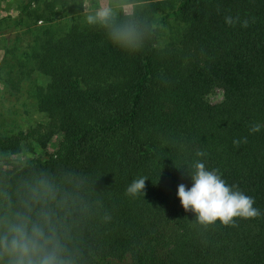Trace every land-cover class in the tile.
<instances>
[{"label": "trees", "instance_id": "obj_1", "mask_svg": "<svg viewBox=\"0 0 264 264\" xmlns=\"http://www.w3.org/2000/svg\"><path fill=\"white\" fill-rule=\"evenodd\" d=\"M4 1L15 14L0 13V37H27L3 45L1 90L40 119L0 118V189L47 172L99 201L80 226L83 264H264V0H137L153 32L134 53L87 24L84 0ZM197 161L260 215L197 224L177 196ZM141 177L144 196L127 195Z\"/></svg>", "mask_w": 264, "mask_h": 264}, {"label": "clouds", "instance_id": "obj_2", "mask_svg": "<svg viewBox=\"0 0 264 264\" xmlns=\"http://www.w3.org/2000/svg\"><path fill=\"white\" fill-rule=\"evenodd\" d=\"M139 7L137 0H101L99 7L86 16V22L103 29L115 46L134 53L144 47L153 32L150 20L138 11ZM237 22L239 17H225L228 25ZM248 23L244 20L242 26ZM261 127L254 124L250 131L258 132ZM241 142L246 143V138L233 141L237 146ZM196 155L205 153L197 151ZM192 167L194 171H186L192 186L179 184L177 196L182 208L195 214L197 224L206 228L219 221L234 226L235 218L260 215L253 207L254 199L227 185L218 170H208L199 161ZM146 180H134L126 194L144 196ZM66 183L72 181L40 172L26 180L15 194L6 187L0 189V264H83L85 248L80 226L99 214L101 205L67 191ZM110 219L105 213L103 220Z\"/></svg>", "mask_w": 264, "mask_h": 264}, {"label": "rangeland", "instance_id": "obj_3", "mask_svg": "<svg viewBox=\"0 0 264 264\" xmlns=\"http://www.w3.org/2000/svg\"><path fill=\"white\" fill-rule=\"evenodd\" d=\"M101 0H84L83 4V11L86 13V16L93 12L97 7H99ZM5 5V7H4ZM0 8L3 10L0 13L9 12L11 15L15 14V9H11L6 7V3L4 0H0ZM7 10V11H5ZM9 34L5 35L6 40L3 39L4 37H0V83L1 78L5 77V71L8 70L9 65H7L8 60L11 59V55L13 53H10L9 51L5 54L3 53V45L4 43L6 46L10 48V46L13 43L19 42V44H24L25 39L27 37V33L23 28H18L16 31L8 32ZM16 33V34H15ZM168 33V30H165V34ZM20 48L17 49V54H19ZM23 95L21 96H15L12 94H8L7 92H3L1 90V84H0V118L3 117L7 121V117L10 116L13 118V120H16L19 122L20 125H24L27 121L30 122L32 120L40 119L38 114L36 112H33V110L28 106V113H24L21 111V109L18 107L17 102H19V99H22ZM205 98L209 102H217L222 98V89L220 87H213L210 91H208L205 94ZM27 102H30V98H26ZM18 107V108H17Z\"/></svg>", "mask_w": 264, "mask_h": 264}]
</instances>
